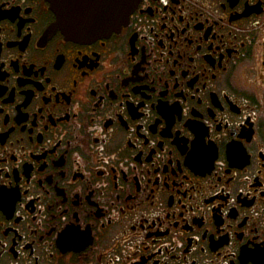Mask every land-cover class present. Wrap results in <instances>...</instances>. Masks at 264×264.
I'll return each instance as SVG.
<instances>
[{"label": "flooded vegetation", "instance_id": "flooded-vegetation-1", "mask_svg": "<svg viewBox=\"0 0 264 264\" xmlns=\"http://www.w3.org/2000/svg\"><path fill=\"white\" fill-rule=\"evenodd\" d=\"M57 20L0 0V264H264V0Z\"/></svg>", "mask_w": 264, "mask_h": 264}, {"label": "water", "instance_id": "water-1", "mask_svg": "<svg viewBox=\"0 0 264 264\" xmlns=\"http://www.w3.org/2000/svg\"><path fill=\"white\" fill-rule=\"evenodd\" d=\"M57 15V25L63 33L76 40H92L109 35L129 21L139 0H101L99 4H86L78 9L80 0H50ZM110 1V2H109Z\"/></svg>", "mask_w": 264, "mask_h": 264}, {"label": "built area", "instance_id": "built-area-1", "mask_svg": "<svg viewBox=\"0 0 264 264\" xmlns=\"http://www.w3.org/2000/svg\"><path fill=\"white\" fill-rule=\"evenodd\" d=\"M163 1V3H165L166 2V0H162Z\"/></svg>", "mask_w": 264, "mask_h": 264}]
</instances>
